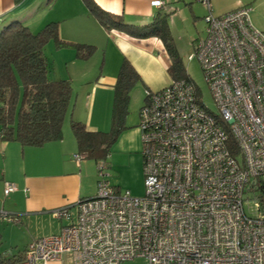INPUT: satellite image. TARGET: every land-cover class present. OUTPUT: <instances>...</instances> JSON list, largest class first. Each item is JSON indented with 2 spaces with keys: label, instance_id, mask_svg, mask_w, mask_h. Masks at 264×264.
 <instances>
[{
  "label": "built area",
  "instance_id": "obj_1",
  "mask_svg": "<svg viewBox=\"0 0 264 264\" xmlns=\"http://www.w3.org/2000/svg\"><path fill=\"white\" fill-rule=\"evenodd\" d=\"M196 1L207 8L205 35L188 58L217 112L185 77L145 89L143 193L112 185L97 161L95 193L49 210L59 229L32 238L10 264H264V32L245 5L213 14L209 0ZM15 189L7 182L3 192Z\"/></svg>",
  "mask_w": 264,
  "mask_h": 264
},
{
  "label": "crops",
  "instance_id": "obj_2",
  "mask_svg": "<svg viewBox=\"0 0 264 264\" xmlns=\"http://www.w3.org/2000/svg\"><path fill=\"white\" fill-rule=\"evenodd\" d=\"M150 1L94 0L100 8L113 14L121 22L136 27L133 33L114 25L105 28L88 11L83 0H0V27L11 20L18 19L25 24L29 20L30 24L35 25L33 28L30 24L27 25L37 31L48 22H57L60 39L93 45V55L97 53L102 57V61L100 69L94 75L95 79L92 83L88 82L87 90L82 94L84 113L79 115L75 109L79 94L75 96L76 99L70 104L67 113L69 112L71 119L84 123L89 130L107 131L105 126L111 121L109 110L112 109L113 85L124 59L128 60L138 73L139 80L136 85H141L144 91L161 89L172 80L168 71L171 56L161 36L154 32H138L140 27L150 24L155 18L165 19L161 16L164 8L169 12H180L186 7L182 0H163L160 7L151 5ZM256 1L237 0L235 6L221 13L244 5L250 8L254 3L259 6ZM174 2L176 6L171 5ZM260 3L264 6V0H260ZM192 7L190 5L188 8L190 12ZM255 23L264 28V19H255ZM166 24L170 34L167 21ZM204 35L194 38L193 45ZM143 102L144 98L142 104ZM137 149L127 148L126 152L136 154L133 173L135 176L142 173L143 177L141 150ZM78 151L74 133L68 140L62 135L60 139L40 146L22 145L17 140L0 137V196L5 195L3 190L7 182L15 184L16 189L7 194H11V199L15 201L13 211L10 212L18 216L20 223L26 226L27 243L38 235L57 231L58 227H55L46 232V222L53 219L48 213L49 210L71 205L78 198L95 193L97 176L85 170L81 161H75L73 154ZM112 185L123 189L116 184ZM127 185L125 189L134 194L129 188L130 183ZM4 204L5 202L1 204L0 211L5 210Z\"/></svg>",
  "mask_w": 264,
  "mask_h": 264
},
{
  "label": "trees",
  "instance_id": "obj_3",
  "mask_svg": "<svg viewBox=\"0 0 264 264\" xmlns=\"http://www.w3.org/2000/svg\"><path fill=\"white\" fill-rule=\"evenodd\" d=\"M83 2L105 28L114 25L129 33L136 31V27L121 22L94 0ZM140 28L139 34L154 32L160 35L170 56L175 53L165 19L155 18ZM51 38L58 45L72 44L78 57L90 56L95 50L91 44L60 39L57 22H48L37 31L18 19L0 27V137L3 139L40 146L62 137V121L73 101V94L69 79L48 77L50 66L43 47ZM168 71L172 79L178 78L173 63ZM138 80V73L124 59L113 85L109 130H89L81 121L71 119L78 149L87 157L91 156L97 162L98 158L104 160L109 155L118 132L126 127L124 118L129 93ZM22 256L23 252L11 257L0 256V264H10Z\"/></svg>",
  "mask_w": 264,
  "mask_h": 264
},
{
  "label": "rangeland",
  "instance_id": "obj_4",
  "mask_svg": "<svg viewBox=\"0 0 264 264\" xmlns=\"http://www.w3.org/2000/svg\"><path fill=\"white\" fill-rule=\"evenodd\" d=\"M182 1L184 2V7H186L185 10L180 12H169L164 8L163 13L167 14H165L166 16L163 13L161 15L168 22L170 36L172 37L174 46L175 53H173V57L171 56V63H173V66L175 67V73L177 76L185 77L192 81L200 94V100L210 111L216 113V105L211 96L208 84L204 79L203 71L198 60L195 57L188 58V55L192 53L194 49L192 40L205 34L203 15L207 13V8L201 2L196 0ZM236 1L237 0H209V3L212 7L213 14H217L235 6ZM257 2H259V6L255 3L254 5H250L249 18L255 27L264 32V28H260V26L255 23V19H264V9H262L264 6H262L260 0H257L256 3ZM171 5L176 6L177 4L174 2ZM190 5L191 7L193 6L191 12L188 9ZM27 24H30L29 20H27ZM30 25L33 28L35 23ZM43 50L50 66L48 77L51 79L70 80L73 100L75 96L77 97V94H79L75 109H77L79 115H83L84 104L82 102L84 98L82 99V94L87 90L86 86L88 85V82L92 83L93 79H95L94 75L101 67L102 57L97 55V53L96 55H93L94 52L90 57L87 56L88 58L78 57L73 45H58L53 38L45 43ZM78 69L79 71H77ZM137 83L138 82L134 83L131 89L130 99L127 104L124 119L126 127L118 132L116 140L110 146L109 155L104 159L108 164V166L105 167L104 172L108 174L107 179L112 184H116L125 189L128 187L127 183H130L131 187L129 186V188H131L134 194L140 195L144 191L142 173L139 176H135L133 173V164L137 157L136 154L132 152H126L127 148L133 147L138 148V151L141 150L138 111L145 94L143 87L141 85H136ZM111 112L112 110L110 109V115ZM67 114H69V112ZM67 114L62 121V135L65 140H68L69 137L71 138L73 134L71 128V116L70 114ZM73 120L79 121L74 118ZM105 128L108 130L111 128V121H109L108 126H105ZM78 152L83 153L81 151ZM97 160L98 162L103 161L102 158H98ZM80 161L83 168L88 170V172L93 173L98 179L97 163L94 158L86 156ZM2 201L5 202L3 206L5 210L2 211L8 215L12 214L10 211H13L12 209L15 201L11 199V194L10 196H0V207L1 204H3ZM48 222H46V232H48L50 228L54 229L55 227H58L59 229V220L53 218L51 222ZM27 241L28 233L26 226L23 223H20V221L15 222L8 217L0 218V256L11 257L17 253H22ZM143 263L144 262L141 258H133L124 261L122 264ZM64 264H69V261H65Z\"/></svg>",
  "mask_w": 264,
  "mask_h": 264
}]
</instances>
